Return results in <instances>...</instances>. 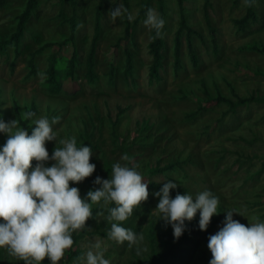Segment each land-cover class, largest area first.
<instances>
[{"label": "rangeland", "instance_id": "rangeland-1", "mask_svg": "<svg viewBox=\"0 0 264 264\" xmlns=\"http://www.w3.org/2000/svg\"><path fill=\"white\" fill-rule=\"evenodd\" d=\"M100 0H74L80 65L76 80L81 90L72 97L48 95L42 88L49 48L35 56L37 75L29 76L27 61L42 45L60 43L69 35L72 8L69 0H37L23 39L17 49L8 46L0 55V119L26 121L23 113L34 103L33 120L59 116L53 125L57 138L75 137L77 146L86 133L95 164L92 176L77 187L81 198L95 190L96 177L111 178V166L124 154L139 164L138 171L148 183L149 196L127 221L122 223L144 240L138 247L127 242L117 244L107 236L111 224L108 209L115 205L93 204L86 228L77 231L76 244L65 252L58 264H83L90 246L102 241L104 258L110 264H209L208 237L222 227L226 212L242 216L234 220L248 225L264 222V0H255L252 15H247L244 0H183L186 23L198 59L194 66L188 50V35L180 36L179 62L175 69V35L179 28L178 0H163V32L160 80L150 77L152 56L149 52L151 30L139 13L145 3L158 13V0H128L132 39L124 37L125 15L113 21L110 11L122 0H102L100 39L95 72L98 79L87 84L84 63L93 38ZM26 0H6L0 7V41L14 32L17 18ZM72 19V18H71ZM215 32L211 33L207 22ZM213 34V35H211ZM217 51L213 49V39ZM119 42L118 46H115ZM116 47H119L118 50ZM132 53V75L125 80L123 49ZM55 50V48H54ZM63 55L70 56L65 47ZM115 64L114 79L107 76L109 62ZM66 93L78 90L77 83L66 81ZM32 128L28 130L31 135ZM7 135L0 133V147ZM49 156L55 142H47ZM56 147H62L59 143ZM49 160L46 166H51ZM36 162L32 161L35 167ZM173 181L170 191L195 197L210 190L219 198L218 214L211 218L206 231L199 229V212L189 222L179 239H174L171 225L155 212L163 182ZM257 219L254 221L252 217ZM146 249V250H145ZM0 264H24L5 249H0ZM41 264H51L47 258Z\"/></svg>", "mask_w": 264, "mask_h": 264}, {"label": "clouds", "instance_id": "clouds-1", "mask_svg": "<svg viewBox=\"0 0 264 264\" xmlns=\"http://www.w3.org/2000/svg\"><path fill=\"white\" fill-rule=\"evenodd\" d=\"M244 3L250 7L255 0ZM126 13L124 5L119 4L110 11V16L116 21ZM127 19L132 21L134 17L128 13ZM143 23L155 32L153 39L163 38L165 21L155 9L147 10ZM38 75L43 77L42 73ZM34 116V112L23 113L25 120ZM32 122L35 126L29 135L17 119L8 122L0 119V133L7 135L0 148V249L24 264H41L46 258L51 264H58L74 243L72 234L86 228V221L92 217V205L102 202L104 206L115 205L108 209L111 224L108 238L117 244L127 242L130 248L137 246L139 254L143 233L122 226L149 196L148 183L138 171L139 164L124 154L121 160L127 163H114L111 178L96 177L94 184L99 187L81 198L79 189L70 184H79L94 173L91 147H78L75 137L58 140L53 125L60 122L59 116L51 121L41 117ZM53 141L55 148L49 156L45 145ZM57 143L62 147H56ZM49 160L53 163L46 166ZM32 161L36 162L35 167ZM176 187L177 183L169 180L155 193L159 202L154 211L159 219L171 225L174 239H179L185 231V221L190 222L199 212V229L206 231L211 218L218 214L219 198L210 190L195 197L177 194L172 198L170 191ZM225 212L223 227L208 237L209 264H264V222L246 226L233 219L234 214L243 213ZM81 260L83 264H110L104 258L99 239Z\"/></svg>", "mask_w": 264, "mask_h": 264}, {"label": "trees", "instance_id": "trees-1", "mask_svg": "<svg viewBox=\"0 0 264 264\" xmlns=\"http://www.w3.org/2000/svg\"><path fill=\"white\" fill-rule=\"evenodd\" d=\"M6 0H0V7H2L5 4ZM182 1L183 0H178L179 6H180V21H179V28L178 31L175 35V46H174V60H175V69H179L180 68V62H179V50H180V36L182 33L186 32V34L188 35V50L190 53V57L191 60L194 63V66L198 65V59L197 56L195 54V50H194V46L192 45V40H191V34H194V32L191 31V29L188 27L187 23H186V18H185V13L183 8L181 7L182 5ZM124 7L127 9V13L125 14V24H126V28H125V33L126 36L124 37V39L126 38H130L132 39V33L130 32V21L127 19V14L129 13V4H128V0H122ZM207 2V0H206ZM69 3L71 5L72 8V19L70 18V22H69V35L68 37L63 40L60 43H51L48 45H42L41 47H39V49L35 50L34 53L31 54V57L28 59L27 61V68H28V75L29 76H35L38 73L37 67H36V60H35V56L38 55L40 52H42L44 49L49 48V50L51 51L53 49V51L49 54L48 58H47V67L44 70L43 74V82H42V88L43 90L48 94V95H52V96H56V95H63L66 97H72L77 95L76 93L80 92L81 87L79 82L76 80V72H77V68L80 65V59H79V46H78V42H77V33H78V25L76 23V14H75V2L74 0H69ZM158 4V11L160 16L164 19L165 21V11H164V3L163 0H158L157 2ZM38 4H37V0H26L25 2V7L23 9V11L21 12V14L18 16L17 18V23L15 26V30L14 32L8 37L7 40H2L0 41V55L5 54L6 49L8 46H13L15 49H17L19 43L21 42V40L24 37V34L27 30V25L31 19V17L34 15V13L36 12V8H37ZM101 9H102V0L99 1L98 4V9H97V17H96V21H95V29H94V34H93V38L91 40L90 43V48L86 54V59H85V63H84V67H85V71H84V79L86 81V83L88 84H94L97 79H98V75L95 72V67H96V54H97V45L99 43V39H100V17H101ZM149 9V5L148 3H145L143 6V9L140 11L139 16L140 18H143L146 16L147 10ZM252 8L251 6H247V15L244 17L243 22L247 21L249 19V16L252 15ZM207 25L209 27V31L211 33H214L215 30L214 28H212L210 22H207ZM213 35V34H211ZM155 36V32L151 30V41L149 43V52L152 56V65L150 67V77L156 81L160 80V76H159V70L162 67V48H163V40L162 38H155L153 39V37ZM213 39V49L216 52L217 51V45L214 42V38ZM120 40L116 43L115 46H118ZM65 47H70L71 48V54L70 56H66L63 55V49ZM55 48V50H54ZM118 50L119 47H116ZM123 55L125 57V62H124V71H123V75L125 80H127L128 78H131L132 75V53L128 48L123 49ZM109 66V71L107 73V76L109 78V80L112 82L114 79V67L115 64L110 63ZM66 81H71L74 83H77L78 86V90L76 91H72L71 93H66V86H65V82ZM28 111L30 112H34L36 114L37 112V108L35 106L34 103H31ZM27 111V112H28ZM29 120H26L24 122L21 123L22 128H25L27 131L30 128H33L34 126L30 127L27 125V122ZM91 135H89L88 133L85 134L84 137H82V144H87L88 146H92L89 143V139H90ZM85 146V145H84ZM3 146H1L0 148H2ZM72 238L74 240V245L76 244V234L75 232L72 234Z\"/></svg>", "mask_w": 264, "mask_h": 264}]
</instances>
